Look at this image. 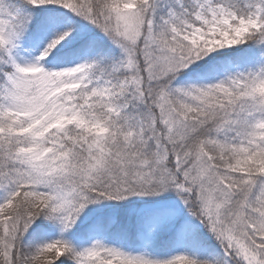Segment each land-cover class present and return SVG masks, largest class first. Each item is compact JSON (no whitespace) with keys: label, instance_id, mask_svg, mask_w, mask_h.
<instances>
[{"label":"snow or ice","instance_id":"1","mask_svg":"<svg viewBox=\"0 0 264 264\" xmlns=\"http://www.w3.org/2000/svg\"><path fill=\"white\" fill-rule=\"evenodd\" d=\"M0 264H264V0H0Z\"/></svg>","mask_w":264,"mask_h":264}]
</instances>
